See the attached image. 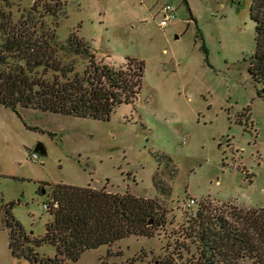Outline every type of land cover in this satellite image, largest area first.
Returning a JSON list of instances; mask_svg holds the SVG:
<instances>
[{
	"label": "rangeland",
	"instance_id": "obj_1",
	"mask_svg": "<svg viewBox=\"0 0 264 264\" xmlns=\"http://www.w3.org/2000/svg\"><path fill=\"white\" fill-rule=\"evenodd\" d=\"M55 5L60 9L51 16ZM166 5L175 18L161 28ZM250 5L0 0V13L12 24L28 18L31 27L55 30L60 44L75 33L98 61L116 69L131 59L144 66L137 99L105 120L0 105V264L56 256L53 245L32 243L53 220L43 204L57 185L155 199L164 215L152 237L130 236L63 264H195L184 228L200 204L224 212L264 209V93L249 74L256 47ZM76 59L82 71L87 63ZM38 145L45 155L34 151ZM7 219L23 232L18 257L9 249ZM28 249L38 260L27 258Z\"/></svg>",
	"mask_w": 264,
	"mask_h": 264
},
{
	"label": "trees",
	"instance_id": "obj_2",
	"mask_svg": "<svg viewBox=\"0 0 264 264\" xmlns=\"http://www.w3.org/2000/svg\"><path fill=\"white\" fill-rule=\"evenodd\" d=\"M58 9L60 5H55L50 15ZM250 17L256 47L249 74L264 93V0H251ZM76 58L87 63L82 71ZM143 73V63L135 59L120 69L98 61L75 33L60 44L55 30L31 27L28 18L12 24L0 13V105L6 108L105 120L119 105L137 99ZM51 195L58 208L47 212L53 220L46 225L45 236L32 244L46 242L57 254L40 260L41 264L76 260L85 251L110 247L130 236L152 237L153 228L164 222L155 199L130 193L57 185ZM7 227L9 249L18 257L16 240L23 232L10 219ZM184 234L190 242L188 250L195 249V264H264V209L234 206L224 212L203 203L188 217ZM27 258L38 260L32 250Z\"/></svg>",
	"mask_w": 264,
	"mask_h": 264
},
{
	"label": "built area",
	"instance_id": "obj_3",
	"mask_svg": "<svg viewBox=\"0 0 264 264\" xmlns=\"http://www.w3.org/2000/svg\"><path fill=\"white\" fill-rule=\"evenodd\" d=\"M175 18V14H174V8L170 5H166L163 8V14H162V20H160L159 22V26L161 28H164L168 25V23H170L171 21H173ZM38 157L36 154H32V160H37ZM191 204H194L193 200L189 201L188 206L190 207ZM43 208L45 210V212H50V211H54L58 208V202L54 199H50L47 203L43 204Z\"/></svg>",
	"mask_w": 264,
	"mask_h": 264
},
{
	"label": "water",
	"instance_id": "obj_4",
	"mask_svg": "<svg viewBox=\"0 0 264 264\" xmlns=\"http://www.w3.org/2000/svg\"><path fill=\"white\" fill-rule=\"evenodd\" d=\"M34 151L37 152V153H39V154H41V155H45L46 154V150H45V148L42 145H38L35 148ZM42 194H44V190H42ZM150 224H151V222H150Z\"/></svg>",
	"mask_w": 264,
	"mask_h": 264
}]
</instances>
